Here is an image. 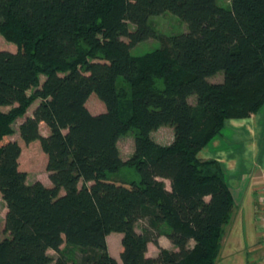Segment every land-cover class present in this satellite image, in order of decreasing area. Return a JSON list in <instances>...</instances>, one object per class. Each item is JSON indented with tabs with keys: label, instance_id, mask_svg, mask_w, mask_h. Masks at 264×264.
I'll return each mask as SVG.
<instances>
[{
	"label": "trees",
	"instance_id": "trees-1",
	"mask_svg": "<svg viewBox=\"0 0 264 264\" xmlns=\"http://www.w3.org/2000/svg\"><path fill=\"white\" fill-rule=\"evenodd\" d=\"M164 12L187 32L133 55L157 38L149 17ZM0 32L16 45L0 49V106H11L0 109V264H215L233 198L223 165L197 153L226 120L264 104V0H0ZM92 93L104 104L95 114ZM36 99L18 133L46 154L51 185L27 182L21 142L9 138ZM163 126L168 145L151 138ZM128 129L126 162L117 140ZM127 164L138 181L110 178ZM111 232L122 234L120 262L108 252Z\"/></svg>",
	"mask_w": 264,
	"mask_h": 264
},
{
	"label": "crops",
	"instance_id": "crops-1",
	"mask_svg": "<svg viewBox=\"0 0 264 264\" xmlns=\"http://www.w3.org/2000/svg\"><path fill=\"white\" fill-rule=\"evenodd\" d=\"M197 156L216 159L223 165L233 198L215 264H264V249L254 211L260 204L257 188L264 182V104L248 117L226 120L221 133L202 147ZM164 181L169 188V181ZM108 235V252L120 262L109 250ZM158 244L174 249L163 235L158 237ZM157 253L158 247L149 242L146 254L155 256Z\"/></svg>",
	"mask_w": 264,
	"mask_h": 264
},
{
	"label": "rangeland",
	"instance_id": "rangeland-1",
	"mask_svg": "<svg viewBox=\"0 0 264 264\" xmlns=\"http://www.w3.org/2000/svg\"><path fill=\"white\" fill-rule=\"evenodd\" d=\"M217 4L224 7H231V0H216ZM149 23L157 32V38L147 39L138 43L134 48H132L131 52L133 55H142L144 53L150 52L159 48L162 43H164L165 39L174 34H181L187 32V24L182 19H180L177 15L172 14L170 12H164L158 15L150 16ZM0 49L15 51L16 45L13 42L8 41L0 32ZM45 76L41 74L39 76L40 83L43 81ZM222 79V72H217L215 76L210 78V81H219ZM124 84L122 83L121 86ZM157 85L158 80H157ZM33 91L30 89L28 93ZM193 97H190V100H193ZM38 99L34 100L30 106L28 107L26 113L22 116H18L12 124L13 133L9 136V138L13 140H18L21 142V154L19 157V168L24 170L27 173V182H34L39 180L43 182L45 185H51L48 171L46 170V161L47 156L44 152H42L40 145L37 141L31 142L29 144H25L19 137L18 126L19 123L23 120L25 115H31L33 108L37 105ZM86 106L92 113H98L104 110L103 102L94 94H90L86 100ZM11 106H0L2 111H8ZM39 130L41 133L46 134L49 132V129L46 127L44 123L39 124ZM152 140L159 145H168L173 140V131L172 128L168 126H163L155 130L151 133ZM117 147L119 150V154L122 160L129 162L134 154L135 147V129H128L124 132L120 133L117 140ZM205 160L204 158H200ZM111 179L116 180H126L131 181L139 180L138 173L135 171L133 166L127 164L122 166L117 173H113L109 175ZM262 184V183H261ZM260 184V185H261ZM258 193V188H257ZM259 196V194H258ZM261 203L255 207V217L258 213V209H260ZM6 212V205L4 200L0 194V239L4 236L3 227H4V216ZM144 226L142 221L137 222L136 228L141 230ZM165 238L166 236L163 235ZM167 238V237H166ZM121 233L119 232H111L107 237V242L109 246V250L112 254L117 256L118 260L120 257L118 254V248L121 247ZM168 239V238H167ZM169 240V239H168ZM170 241V240H169ZM154 244V243H153ZM153 246V245H152ZM49 255L55 258L56 253L52 249H48ZM50 264H55L52 261Z\"/></svg>",
	"mask_w": 264,
	"mask_h": 264
},
{
	"label": "built area",
	"instance_id": "built-area-1",
	"mask_svg": "<svg viewBox=\"0 0 264 264\" xmlns=\"http://www.w3.org/2000/svg\"><path fill=\"white\" fill-rule=\"evenodd\" d=\"M259 200L261 203L260 209L256 215L258 228L261 236L262 246L264 249V182L258 187ZM264 255V250H263Z\"/></svg>",
	"mask_w": 264,
	"mask_h": 264
}]
</instances>
